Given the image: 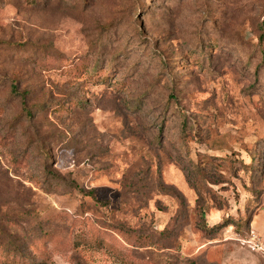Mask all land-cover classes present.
<instances>
[{
  "label": "rangeland",
  "instance_id": "374dc122",
  "mask_svg": "<svg viewBox=\"0 0 264 264\" xmlns=\"http://www.w3.org/2000/svg\"><path fill=\"white\" fill-rule=\"evenodd\" d=\"M263 163L264 0H0V264H264Z\"/></svg>",
  "mask_w": 264,
  "mask_h": 264
},
{
  "label": "crops",
  "instance_id": "0c3cea01",
  "mask_svg": "<svg viewBox=\"0 0 264 264\" xmlns=\"http://www.w3.org/2000/svg\"><path fill=\"white\" fill-rule=\"evenodd\" d=\"M261 184L264 188V171L261 176ZM260 202V206L251 215L249 230L252 229L264 242V192L260 196Z\"/></svg>",
  "mask_w": 264,
  "mask_h": 264
},
{
  "label": "built area",
  "instance_id": "2783aa9c",
  "mask_svg": "<svg viewBox=\"0 0 264 264\" xmlns=\"http://www.w3.org/2000/svg\"><path fill=\"white\" fill-rule=\"evenodd\" d=\"M246 242L251 250L264 253V242L252 229L248 232Z\"/></svg>",
  "mask_w": 264,
  "mask_h": 264
},
{
  "label": "trees",
  "instance_id": "16d2710c",
  "mask_svg": "<svg viewBox=\"0 0 264 264\" xmlns=\"http://www.w3.org/2000/svg\"><path fill=\"white\" fill-rule=\"evenodd\" d=\"M15 89V87H11V90H14ZM263 171H264V163H263V167H262V169H261V176H262V174H263ZM250 218H251V216L247 219V229L249 230V222H250Z\"/></svg>",
  "mask_w": 264,
  "mask_h": 264
}]
</instances>
